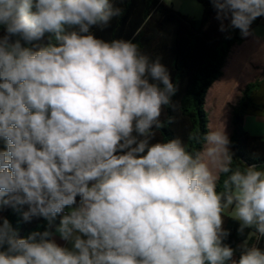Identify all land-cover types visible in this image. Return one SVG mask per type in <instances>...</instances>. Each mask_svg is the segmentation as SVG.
<instances>
[{
	"label": "clouds",
	"instance_id": "obj_1",
	"mask_svg": "<svg viewBox=\"0 0 264 264\" xmlns=\"http://www.w3.org/2000/svg\"><path fill=\"white\" fill-rule=\"evenodd\" d=\"M208 2L221 32L264 17V0ZM115 3L0 0V264H264V167L234 166L225 128L156 139L178 86L95 35ZM6 210L44 223L21 236Z\"/></svg>",
	"mask_w": 264,
	"mask_h": 264
},
{
	"label": "trees",
	"instance_id": "obj_2",
	"mask_svg": "<svg viewBox=\"0 0 264 264\" xmlns=\"http://www.w3.org/2000/svg\"><path fill=\"white\" fill-rule=\"evenodd\" d=\"M197 1L203 7L200 19L183 14L162 0H116L115 6L123 10L122 15L114 18L104 31L93 29L97 37L105 40L123 38L138 43L143 53L153 59L159 56L169 69L178 91L173 97L174 108H166L161 117L165 126L158 130L156 139L180 137L188 142L190 134L211 129L214 117L208 106L210 101L212 105L214 103L213 94L222 92L230 98L233 96L238 83L233 78L223 79L236 51L250 39L264 19L260 17L254 21L247 37H242L238 29L221 32L213 6L208 0ZM141 26L139 35H135ZM251 68L254 77L237 90L234 103L230 105L232 131L228 136L234 166L257 164L264 167V136L252 135L244 128L247 117L264 116V60L260 64L252 63ZM169 117L175 120L170 125L167 123ZM4 214L21 236L44 223L34 220L25 224L11 210ZM224 227L231 230L226 242L237 248L244 239L237 234L238 223L225 216ZM253 242L249 240V243ZM259 246L264 248V239Z\"/></svg>",
	"mask_w": 264,
	"mask_h": 264
},
{
	"label": "rangeland",
	"instance_id": "obj_3",
	"mask_svg": "<svg viewBox=\"0 0 264 264\" xmlns=\"http://www.w3.org/2000/svg\"><path fill=\"white\" fill-rule=\"evenodd\" d=\"M169 7L174 8L177 11H180L183 14L189 15L195 19H200L203 13V7L197 0H162ZM258 34L264 33V23H262L256 31ZM243 77V82L251 76V70H246L241 68L240 72ZM244 85V84H243ZM237 93V92H236ZM236 93L231 96L223 95L222 92H218L215 95L213 94V105L208 106L211 116L214 117L212 124L210 125L211 129L220 127L225 128L227 135L232 131L231 124V114H230V105L234 103V98ZM247 122L244 126L245 130L255 136H264V117H248Z\"/></svg>",
	"mask_w": 264,
	"mask_h": 264
},
{
	"label": "crops",
	"instance_id": "obj_4",
	"mask_svg": "<svg viewBox=\"0 0 264 264\" xmlns=\"http://www.w3.org/2000/svg\"><path fill=\"white\" fill-rule=\"evenodd\" d=\"M262 23H264V19ZM257 28L254 30L253 35L250 37V39L236 51L235 56L231 62V66L229 67L223 79V81H225L229 78L230 79L233 78L236 80V84L238 83L237 86L235 87L233 95L237 92L239 88L246 85L254 77L255 74L251 68V64L252 63L260 64L264 60V33L258 34L256 32ZM241 68H244L246 70L249 69L251 70V76L247 78L245 83H242L244 80L243 79L244 75L241 76L240 74ZM223 81L220 83V85L223 83ZM247 118L245 124L248 121ZM236 256L237 257L239 256V249H237Z\"/></svg>",
	"mask_w": 264,
	"mask_h": 264
}]
</instances>
